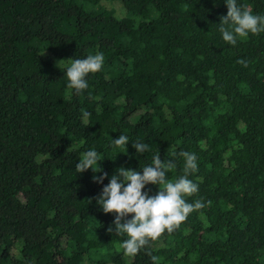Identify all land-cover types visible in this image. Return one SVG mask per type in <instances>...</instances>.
Listing matches in <instances>:
<instances>
[{
	"label": "trees",
	"instance_id": "1",
	"mask_svg": "<svg viewBox=\"0 0 264 264\" xmlns=\"http://www.w3.org/2000/svg\"><path fill=\"white\" fill-rule=\"evenodd\" d=\"M103 1L0 0V264H264V33L223 41L224 0H120L121 18ZM97 51L74 92L64 68ZM120 134L149 150L118 153ZM89 148L101 171L76 173ZM169 151L171 180L180 152L197 155L186 199L204 207L129 257L95 197L117 167Z\"/></svg>",
	"mask_w": 264,
	"mask_h": 264
},
{
	"label": "clouds",
	"instance_id": "2",
	"mask_svg": "<svg viewBox=\"0 0 264 264\" xmlns=\"http://www.w3.org/2000/svg\"><path fill=\"white\" fill-rule=\"evenodd\" d=\"M224 3L227 13L220 17L218 23L223 41L236 45L238 40L250 34L264 33V14L253 12L241 0H224ZM104 63V54L99 51L70 58V63L63 70L67 77V87L76 93L87 89V77L102 70ZM89 115L87 111L82 114L85 126ZM128 143L135 149L136 156L149 150L147 143L138 140L130 142L126 134H120L110 141L111 146L121 149L118 153L126 152ZM169 154L171 158L163 161L158 153L154 154L149 163L139 167L140 170L117 167L107 184H103L108 177L106 172L93 176L95 182L103 184L102 190L95 197V203L104 213H114L107 231L123 237L120 248L129 257L137 255L149 241L157 240L165 231L173 232L194 210L204 207L200 200L188 202L186 199L199 189L198 184L189 178L198 170L197 155L189 151L180 152L179 156L183 157V174L171 180L167 174L175 167L172 157L176 153L169 151ZM104 156L94 148L85 150L75 164V172L81 173L87 169L100 172L98 162ZM147 185L157 186L158 191L150 194ZM151 259L156 264L157 257L152 256Z\"/></svg>",
	"mask_w": 264,
	"mask_h": 264
},
{
	"label": "rangeland",
	"instance_id": "3",
	"mask_svg": "<svg viewBox=\"0 0 264 264\" xmlns=\"http://www.w3.org/2000/svg\"><path fill=\"white\" fill-rule=\"evenodd\" d=\"M114 12V15L118 18L128 17L129 14L124 10L120 0H104L103 4Z\"/></svg>",
	"mask_w": 264,
	"mask_h": 264
}]
</instances>
